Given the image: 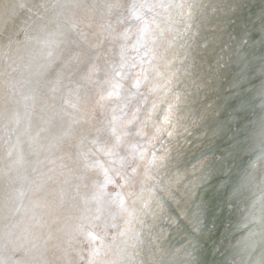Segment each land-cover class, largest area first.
Listing matches in <instances>:
<instances>
[{"label": "bare ground", "instance_id": "1", "mask_svg": "<svg viewBox=\"0 0 264 264\" xmlns=\"http://www.w3.org/2000/svg\"><path fill=\"white\" fill-rule=\"evenodd\" d=\"M137 1L0 0V45L26 36L41 41L31 60L15 70H4L0 61V264H100L112 210L116 223L117 216L128 219L134 194L120 193L127 209L118 213L114 179L120 175L108 179L111 171L122 170L123 138L130 134L132 146L142 126L137 122L124 133L138 102L133 92L139 71L131 68L125 77L123 71L137 34L141 42L144 37L137 20L142 10L132 13ZM84 8L102 19L106 44L97 21L79 38ZM124 18L137 30L128 42ZM84 41H89L88 64L75 71L83 61L78 44ZM100 74L108 76L101 80ZM122 78L125 101L134 98L120 116ZM131 183L128 179L124 188Z\"/></svg>", "mask_w": 264, "mask_h": 264}, {"label": "snow or ice", "instance_id": "2", "mask_svg": "<svg viewBox=\"0 0 264 264\" xmlns=\"http://www.w3.org/2000/svg\"><path fill=\"white\" fill-rule=\"evenodd\" d=\"M191 3L200 19L187 21L179 41L183 104L168 122L171 147L147 214L150 240L168 257L161 264H203L205 252L224 247L230 264H251L250 253L264 246V177L256 175L264 115L255 132L251 120L257 103L264 113V22L249 24L236 0Z\"/></svg>", "mask_w": 264, "mask_h": 264}, {"label": "water", "instance_id": "3", "mask_svg": "<svg viewBox=\"0 0 264 264\" xmlns=\"http://www.w3.org/2000/svg\"><path fill=\"white\" fill-rule=\"evenodd\" d=\"M236 2L242 6L241 16L249 24L258 25L264 22V0H236ZM136 6L133 5L132 13L138 9L142 10L137 20L144 25V37L141 42V34H137L135 39L136 48L129 49L127 52L130 59L128 62L126 61L123 71L124 77L127 72H130L131 68L132 70L136 68L134 70L139 71V77L134 81L137 91H129L130 93L133 92L134 96L136 95L138 102L135 104V112L130 115L124 133L131 131V126L137 122L141 121L142 126L141 132L137 130L138 134L132 146H129L131 143L130 134L123 138L124 141H127L125 145L126 152L132 148V155L128 157L125 164L123 161L128 154L125 152L120 159L122 170L111 171L112 178L108 179V181H111L116 172L120 175V179H114V184H117L118 195L121 200L118 213L127 209L125 196H121L120 193L122 192L123 194L125 189L124 193L126 196L134 194V197L129 201L131 208L126 221L117 216L116 223V215H113V210L111 209L114 223L105 232L104 239H106V244L102 246L98 255L100 264H161V259L164 261L168 259L167 256L161 258L158 250L154 248L150 240L147 214L152 189L155 187V182L162 167V157L166 155L168 148L171 147L166 137L168 122L175 120V114L183 104L187 64L183 59L179 41L185 32L187 21L191 18L194 22H198L200 12L198 11V6L193 7L191 0H140L139 4L138 1L136 2ZM190 11L192 13L191 17L189 16ZM89 19L92 22L90 27ZM126 19L124 18L123 21ZM78 20L79 38H83L87 30L89 35V31L93 30L92 27L97 21L98 29L102 31L101 38L105 40V44L107 43V40H109L107 37L108 30L101 27L102 19L95 12L89 13L84 8L79 13ZM82 22H84V25ZM155 28H157L158 32L155 31ZM123 30L125 31L122 33L123 37L125 33H129L127 42L131 39L130 34L137 31L136 27H130L125 21ZM123 30L121 29V31ZM78 46L79 52L81 51L80 54L82 53L83 61L77 65L78 67L75 71L86 68L89 60V41L79 42ZM84 57L88 59L85 60ZM148 73L152 75L148 76ZM107 76L100 74L98 77L103 80ZM125 80L126 78L122 82L120 80L121 83L118 90V101L123 100V104L126 107L124 109V105H121L123 108L121 115L129 111L127 107L129 105L128 100L134 98L132 96V98H128L125 101ZM112 81L113 79L108 81L109 86ZM262 115L264 113H261L257 103L251 112V120L254 125L253 132L258 129ZM120 137L121 135H118L116 140ZM111 149H108L109 154L112 151ZM258 154V146L250 150V155L253 158ZM103 160H105V157H103ZM256 175L264 177V161L259 162ZM128 179L132 183L129 187L124 188ZM118 180H120V183H118ZM106 193L108 192L106 191ZM262 250H264V246H261V248L258 246L255 251L250 253L251 264H258ZM230 258L229 247L218 249L211 255L205 252L202 256L203 264H230ZM85 263V261H82L80 264Z\"/></svg>", "mask_w": 264, "mask_h": 264}, {"label": "clouds", "instance_id": "4", "mask_svg": "<svg viewBox=\"0 0 264 264\" xmlns=\"http://www.w3.org/2000/svg\"><path fill=\"white\" fill-rule=\"evenodd\" d=\"M40 46V40L27 36L24 40H10L6 45H0V61H3L4 70H15L30 61L33 52Z\"/></svg>", "mask_w": 264, "mask_h": 264}, {"label": "rangeland", "instance_id": "5", "mask_svg": "<svg viewBox=\"0 0 264 264\" xmlns=\"http://www.w3.org/2000/svg\"><path fill=\"white\" fill-rule=\"evenodd\" d=\"M121 116H122V115H121ZM136 131H137V130H136ZM136 133H138V132H136ZM132 137L135 139V136H134V135H133Z\"/></svg>", "mask_w": 264, "mask_h": 264}]
</instances>
